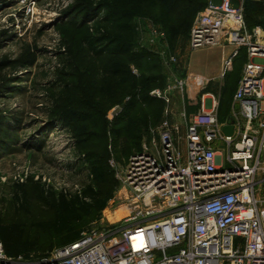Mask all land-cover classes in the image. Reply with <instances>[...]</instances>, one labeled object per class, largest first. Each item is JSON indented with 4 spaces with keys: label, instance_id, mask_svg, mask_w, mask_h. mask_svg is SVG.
<instances>
[{
    "label": "rangeland",
    "instance_id": "374dc122",
    "mask_svg": "<svg viewBox=\"0 0 264 264\" xmlns=\"http://www.w3.org/2000/svg\"><path fill=\"white\" fill-rule=\"evenodd\" d=\"M188 1L0 0V221L51 246L32 258L64 244L63 235L38 227L53 218L50 202L61 193L74 197L88 185L101 197L111 193L102 210L73 222L80 235L124 223L128 159L152 131L159 134L161 127L153 128L167 104L153 92L160 85L142 87L143 70L178 65L190 53L191 70L217 74L231 53L227 44L191 50L182 29L172 36ZM217 1L192 0L199 10ZM242 7L247 32L259 27L264 40L263 6L245 0ZM247 59L242 49L223 81L233 65L240 74ZM177 76L175 101L182 105L177 81L184 80ZM231 92L221 101L230 105ZM184 131L175 135L181 151Z\"/></svg>",
    "mask_w": 264,
    "mask_h": 264
},
{
    "label": "built area",
    "instance_id": "2783aa9c",
    "mask_svg": "<svg viewBox=\"0 0 264 264\" xmlns=\"http://www.w3.org/2000/svg\"><path fill=\"white\" fill-rule=\"evenodd\" d=\"M244 1L209 2L189 30L192 50L232 47L222 75L246 50L232 134L223 133L215 102L185 122L184 151L164 121L128 159L123 224L84 232L36 259L10 256L0 241V264H264V40L259 27L247 32ZM153 92L168 101L166 90Z\"/></svg>",
    "mask_w": 264,
    "mask_h": 264
},
{
    "label": "trees",
    "instance_id": "16d2710c",
    "mask_svg": "<svg viewBox=\"0 0 264 264\" xmlns=\"http://www.w3.org/2000/svg\"><path fill=\"white\" fill-rule=\"evenodd\" d=\"M160 1L164 5H168L169 7H171L177 0ZM137 2L140 3V0H137ZM203 8H201L200 10H202ZM200 10L198 6L193 5L192 0H189L186 5H183V7H180L181 20L178 26L171 28L172 36H175L181 29L187 31L189 35V30L194 17ZM126 14L131 15L132 13ZM242 49L245 50V48H241L234 58H236L240 54V51ZM242 69L243 67L241 68L240 74H237V72H239L240 70V66L233 65V73L229 72L226 75L223 86L224 95L228 94V91L231 89L233 92L235 88L234 84L236 82L238 84ZM237 75L238 78H236ZM142 76V87L147 86L148 89H153L154 87L158 85L162 86L163 84V75L160 73V65H157L156 63H152L146 70H143ZM232 92L230 95L231 100ZM221 105L226 109H228L229 107V104H226L222 101ZM229 116L230 115H228V117ZM68 118H74L72 111L68 112ZM140 149L141 147L137 151H139ZM110 196L111 193H109L105 197H101V195H99V192L95 191L90 185H88L80 192V194H77L74 197H67L65 194L61 193L54 197L50 202L51 207L54 208L53 218L39 222L38 227L40 230L50 231L55 235H63V245L69 244L80 237V231L73 226V222L80 221L82 217L102 210L105 205V200ZM0 241L4 246L5 252L10 256L21 254L29 257L32 253H36L37 251H42L43 253V250L51 249V246H48L46 248L44 246V243L41 242L40 239H32L28 232H26L19 224L15 223L6 224L0 221Z\"/></svg>",
    "mask_w": 264,
    "mask_h": 264
},
{
    "label": "crops",
    "instance_id": "0c3cea01",
    "mask_svg": "<svg viewBox=\"0 0 264 264\" xmlns=\"http://www.w3.org/2000/svg\"><path fill=\"white\" fill-rule=\"evenodd\" d=\"M189 55L187 57V61L180 62L178 65L160 66V73L163 75V84L160 88L161 90H166L168 101H166L167 104L161 116L160 124L153 129H160L162 123L167 121L173 131L174 137H176L175 135H177V133L179 135L180 128H185V122L192 121L201 109L209 111L213 106L212 102H215V111L218 114V118H220L222 122L227 121V117L231 114L233 107L232 100L228 109L221 105V97L223 95L224 86L222 64L226 57H222L217 74L211 73L209 75H205L200 71H193L190 69ZM178 74H182V79L184 80V87L181 91L182 105H180V103L176 104L175 101V98L178 95L176 91L175 78H178ZM234 86L235 88L232 92V99L237 87V82ZM153 132L155 133L156 131ZM182 145L181 141L177 139V148L182 149Z\"/></svg>",
    "mask_w": 264,
    "mask_h": 264
},
{
    "label": "water",
    "instance_id": "95a60500",
    "mask_svg": "<svg viewBox=\"0 0 264 264\" xmlns=\"http://www.w3.org/2000/svg\"><path fill=\"white\" fill-rule=\"evenodd\" d=\"M233 118L231 116L227 119V124L222 127V131L225 135H231L233 132Z\"/></svg>",
    "mask_w": 264,
    "mask_h": 264
},
{
    "label": "bare ground",
    "instance_id": "6f19581e",
    "mask_svg": "<svg viewBox=\"0 0 264 264\" xmlns=\"http://www.w3.org/2000/svg\"><path fill=\"white\" fill-rule=\"evenodd\" d=\"M231 50H232V49H231ZM228 51H229V49H228ZM229 53H230V52H229ZM226 57H227V56H226ZM124 210H125V213L127 214V213H128V211H127L126 209H124ZM121 211H122V210H121ZM121 211H117V213H116V214H117V216H118V217H120V216H121V213H122ZM126 214H125V215H126Z\"/></svg>",
    "mask_w": 264,
    "mask_h": 264
}]
</instances>
